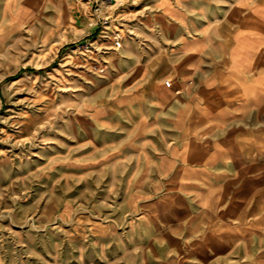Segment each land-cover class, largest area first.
Returning a JSON list of instances; mask_svg holds the SVG:
<instances>
[{
    "label": "rangeland",
    "instance_id": "obj_1",
    "mask_svg": "<svg viewBox=\"0 0 264 264\" xmlns=\"http://www.w3.org/2000/svg\"><path fill=\"white\" fill-rule=\"evenodd\" d=\"M234 1L0 0V264H264V136L227 193L193 188L154 115L195 29L216 65Z\"/></svg>",
    "mask_w": 264,
    "mask_h": 264
},
{
    "label": "crops",
    "instance_id": "obj_2",
    "mask_svg": "<svg viewBox=\"0 0 264 264\" xmlns=\"http://www.w3.org/2000/svg\"><path fill=\"white\" fill-rule=\"evenodd\" d=\"M230 13L229 42L216 48L214 67L207 65L205 29L198 28L174 53L166 89L154 86V115L165 112L181 139L163 159L180 166L187 186L222 193L264 136V0H235Z\"/></svg>",
    "mask_w": 264,
    "mask_h": 264
},
{
    "label": "built area",
    "instance_id": "obj_3",
    "mask_svg": "<svg viewBox=\"0 0 264 264\" xmlns=\"http://www.w3.org/2000/svg\"><path fill=\"white\" fill-rule=\"evenodd\" d=\"M95 11L97 12L98 11V9H95ZM116 46H120V42L117 40L116 41ZM168 85V84H167Z\"/></svg>",
    "mask_w": 264,
    "mask_h": 264
}]
</instances>
